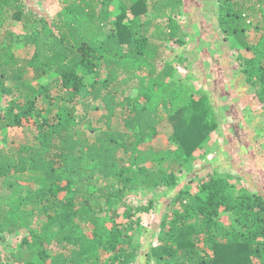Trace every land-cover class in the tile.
Here are the masks:
<instances>
[{"label": "trees", "instance_id": "1", "mask_svg": "<svg viewBox=\"0 0 264 264\" xmlns=\"http://www.w3.org/2000/svg\"><path fill=\"white\" fill-rule=\"evenodd\" d=\"M28 1L0 0V93L14 97L0 132L27 135L0 147V264H264V191L216 170L194 191L177 190L221 125L216 94L227 89L177 85L190 47L185 0H60L57 19ZM216 1L228 48L252 52L238 56L240 71L264 105V0ZM20 43L31 57L12 54ZM95 102L106 110L100 126ZM164 120L171 145H150ZM172 190L157 241L141 250L142 214Z\"/></svg>", "mask_w": 264, "mask_h": 264}, {"label": "rangeland", "instance_id": "2", "mask_svg": "<svg viewBox=\"0 0 264 264\" xmlns=\"http://www.w3.org/2000/svg\"><path fill=\"white\" fill-rule=\"evenodd\" d=\"M28 3L37 6L38 10L50 19H57L61 9L60 0H29ZM118 5V1L113 2L111 17H114ZM217 9L218 2L216 0H185L184 10L186 14L185 16L182 14L183 16L180 18L182 23L187 22L189 24L190 47L189 51L188 49L184 50L187 52L188 60L185 61V64L180 65L176 71L177 85L179 86L181 81L193 86L195 90H206L211 95L218 93L216 89L218 85L224 84L225 89H227L222 98H220L219 93L216 94L220 99L216 112L221 125L218 131L212 134L209 144L196 153L198 159L192 164L194 172L180 181L177 190L184 187L194 191L201 178H208V175L216 170L222 177L233 174L234 181L237 183L242 182L239 177L243 175L249 182L264 191V138H262L264 135L262 128L264 105L255 98L250 86L245 84L240 71L241 60L238 59L239 55L251 57L252 52L246 49L228 48V40L223 38L219 30L216 18ZM4 35L5 29L0 28V40H6ZM258 36L259 34L252 31L250 40L255 41ZM11 52L16 58L31 57V53L23 43L15 44ZM172 52L171 49H168L167 55L172 54ZM210 73L215 74L213 79L216 81L214 86L206 89L205 81L209 79ZM82 74L88 81L92 79L91 74H85V72ZM53 76L54 73L50 72L41 81L47 83ZM128 93L136 95L137 91L132 89ZM13 99L14 97L11 95L0 93V110ZM81 109V106L78 105V110ZM105 112L106 110L100 102L93 103L89 115L94 120V126L102 124L99 118ZM87 131L92 138L94 132L90 128ZM171 132V125L164 120L158 128V135L150 139L149 144L155 147H169L171 145L169 141ZM26 139V133L6 129L0 132V147L7 145L16 148ZM195 176L197 179L193 181L192 178ZM4 191H8L7 187L0 182V193ZM172 191L167 196L158 198L156 207L151 212L142 214L141 227L136 231V243L140 247H146L141 250L147 251L149 245L157 241L160 219L166 210V205L170 203V199L174 195V191ZM134 202H137V199H134ZM224 222L228 226L229 217L225 218ZM36 226L35 223L32 224V228H36ZM28 234L29 228L22 229L17 235L9 236V242L16 244ZM143 258L146 257L143 256ZM139 260L142 264H146L145 259ZM137 264L141 263L138 261Z\"/></svg>", "mask_w": 264, "mask_h": 264}]
</instances>
